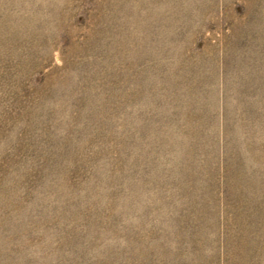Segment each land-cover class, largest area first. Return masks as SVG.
<instances>
[{"label":"rangeland","instance_id":"374dc122","mask_svg":"<svg viewBox=\"0 0 264 264\" xmlns=\"http://www.w3.org/2000/svg\"><path fill=\"white\" fill-rule=\"evenodd\" d=\"M0 264H264V0H0Z\"/></svg>","mask_w":264,"mask_h":264}]
</instances>
